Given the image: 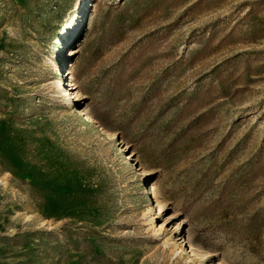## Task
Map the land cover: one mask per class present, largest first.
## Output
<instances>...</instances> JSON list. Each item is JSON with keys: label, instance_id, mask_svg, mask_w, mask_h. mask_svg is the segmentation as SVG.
I'll list each match as a JSON object with an SVG mask.
<instances>
[{"label": "rangeland", "instance_id": "obj_1", "mask_svg": "<svg viewBox=\"0 0 264 264\" xmlns=\"http://www.w3.org/2000/svg\"><path fill=\"white\" fill-rule=\"evenodd\" d=\"M0 264H264V0H0Z\"/></svg>", "mask_w": 264, "mask_h": 264}, {"label": "bare ground", "instance_id": "obj_2", "mask_svg": "<svg viewBox=\"0 0 264 264\" xmlns=\"http://www.w3.org/2000/svg\"><path fill=\"white\" fill-rule=\"evenodd\" d=\"M69 57H72V56H76L78 54V51H77V48H72L69 50ZM55 85V88L58 90V93L61 94L63 96V100L65 101L66 104H70V103H73L75 101V98H76V95L75 93L72 92V90L75 89V86L73 83L71 82H68V85H64L61 80H58L54 83ZM63 87V88H62ZM69 87H71L69 89ZM71 90V91H70ZM84 116L87 115V113L83 114ZM86 121H92V118L89 117V115L87 116L86 118ZM93 122V121H92ZM95 123V122H94ZM105 134L107 135V137H114L113 134H111L108 130L105 132ZM162 207L160 205L157 206V210L161 211ZM151 213H152V218H151V221L152 223L154 224L155 223V219L157 218L156 217V214L154 212V209L151 210ZM160 213V212H159ZM163 228V225L158 229L157 232L161 233V230ZM190 247L192 249V252L197 255V256H200L201 254L199 253V250L194 247V245L192 243H190ZM180 249L175 247V250H174V253H177V251H179ZM182 253V252H180ZM201 256H204V255H201ZM200 256V257H201Z\"/></svg>", "mask_w": 264, "mask_h": 264}]
</instances>
